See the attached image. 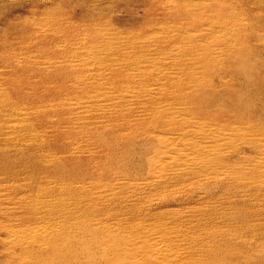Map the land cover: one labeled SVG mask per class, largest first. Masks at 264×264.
<instances>
[{"label": "rangeland", "instance_id": "1", "mask_svg": "<svg viewBox=\"0 0 264 264\" xmlns=\"http://www.w3.org/2000/svg\"><path fill=\"white\" fill-rule=\"evenodd\" d=\"M189 2L0 0V264L28 263L47 187L226 239L177 264H264V0Z\"/></svg>", "mask_w": 264, "mask_h": 264}, {"label": "bare ground", "instance_id": "2", "mask_svg": "<svg viewBox=\"0 0 264 264\" xmlns=\"http://www.w3.org/2000/svg\"><path fill=\"white\" fill-rule=\"evenodd\" d=\"M185 3L190 4L191 2L185 0ZM95 47L98 48L97 45ZM17 111H12L14 116L22 115L21 112ZM10 116L12 115L10 114ZM47 189L38 190L39 192L36 191L37 194L34 196L25 198V203L28 202L35 206L34 211L36 213L44 212L46 215L35 225L26 228L20 236L22 240L25 239L21 245L25 246L24 248H32L30 258L26 264H37L41 259H48L43 264H177L178 261L179 263L183 261L182 258L195 257L198 252H203L211 258L215 251H218V248L220 250L226 240L224 237L216 240L214 236L217 235L218 231L211 233L213 229L211 232H204L201 238L189 229L187 230L188 239H191V241L199 239V242L196 240L198 245L195 247L191 244L183 243L182 245V239L180 240L179 236H176V232L179 230L175 232V235L167 230L171 227V231H173L176 227V220L171 219V215L166 213L167 211L165 208L163 209V206L162 208L160 206L153 208L147 204L145 207L147 211H141L138 208L143 207V205H139L135 208L132 207V211L127 210L128 213L108 214L96 206L85 210L78 200H73L71 204V202L66 203L63 199L57 198L58 196L50 195L49 198H43L42 196L47 197V193L52 192L50 188ZM53 189H55L53 191H56L61 188L53 187ZM80 189L83 190V187H80ZM41 199L44 200L39 201ZM59 208L64 211L65 215H54ZM135 211L139 212L137 217L130 219L128 215L135 213ZM126 214H128V217ZM166 214L167 219H171L168 222H164L163 219ZM81 216L87 221L86 223L81 226H70L69 217L78 218ZM76 218L75 220H77ZM174 225L175 227H172ZM5 229L8 235L19 236L17 232L11 230V226ZM33 235H36V237ZM106 240H113V242L105 246ZM86 243L89 245L98 243L101 246L95 248L83 247ZM40 246L46 250L43 251ZM208 256L207 258H209ZM80 257H84L90 262L84 263L80 260Z\"/></svg>", "mask_w": 264, "mask_h": 264}]
</instances>
